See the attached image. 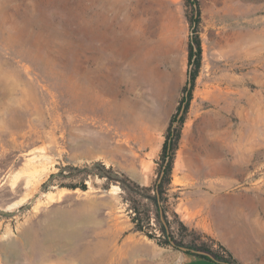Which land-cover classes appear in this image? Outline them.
Wrapping results in <instances>:
<instances>
[{
  "label": "rangeland",
  "instance_id": "374dc122",
  "mask_svg": "<svg viewBox=\"0 0 264 264\" xmlns=\"http://www.w3.org/2000/svg\"><path fill=\"white\" fill-rule=\"evenodd\" d=\"M196 1L193 25L186 0H0V264H178L154 217V238L135 231L106 170L152 187L188 94L171 232L229 252L237 230L264 264V0ZM33 154L46 165L26 172Z\"/></svg>",
  "mask_w": 264,
  "mask_h": 264
},
{
  "label": "trees",
  "instance_id": "16d2710c",
  "mask_svg": "<svg viewBox=\"0 0 264 264\" xmlns=\"http://www.w3.org/2000/svg\"><path fill=\"white\" fill-rule=\"evenodd\" d=\"M188 4L193 9V14L191 15V21L193 25L198 20L199 12L197 8L196 0H186ZM195 6V7H194ZM200 60V47L199 43L196 41L195 46L193 45V41L189 44L188 49V62L189 65L194 66L196 69L198 67ZM195 78V71H190V83ZM190 100V95L184 96L180 104L178 106L179 111L183 108L182 115L179 119L173 121L176 122V126L172 125L168 128V131L165 135V140L163 142L160 154V163L157 169V178L152 185V187H140L135 182L129 180L123 174H117L111 167L106 170L107 173V185L110 183H119L122 190L126 192L128 195L129 207L132 211L131 222L134 224L135 231L144 233L148 238H154L152 234H149L148 229L150 228V220L154 217L156 224L159 226V230L163 237V240L159 243L160 245H170L173 242L176 246H182L184 244L188 249L200 250L209 253L213 256V258L222 264H235V260L231 256L227 250H225L221 245H218L219 251L212 250L206 244H199V239L201 236L196 235L191 231V234H187V228H184L182 224V241L177 240L173 233L171 232L170 222L168 221V210L166 207L167 204V189L171 182V169H172V161L174 157L175 150L177 149L178 140H179V131L178 125L183 121V115L186 112L188 107V103ZM98 166L104 168V166L100 165V163H95ZM94 164V165H95ZM78 172H82V170L78 168H73ZM83 173V172H82ZM86 173V172H85ZM58 174H61L60 172ZM57 175H51L50 180L53 179ZM84 178H80L79 182L69 183V184H60V187H67L69 189L75 190L76 188H80L81 190H86V186L84 185ZM159 180V182H157ZM153 191V192H152ZM163 219L165 225L162 223ZM183 226V227H182ZM183 233L187 234L183 236ZM184 237H189L190 240L188 243H184ZM211 242H214L208 236H204ZM189 252H185L186 254ZM200 256V255H198ZM203 258H207L206 256H200Z\"/></svg>",
  "mask_w": 264,
  "mask_h": 264
},
{
  "label": "crops",
  "instance_id": "0c3cea01",
  "mask_svg": "<svg viewBox=\"0 0 264 264\" xmlns=\"http://www.w3.org/2000/svg\"><path fill=\"white\" fill-rule=\"evenodd\" d=\"M197 227V226H196ZM199 228L203 229L204 226L199 225ZM216 239H218L222 243H226V240L220 235H215ZM233 239L231 240L233 245H227V248L229 252L232 254L234 259H237L240 263H246L249 260V258L252 256H249L248 253H252L255 248H252L249 246V243L251 240L247 238V236L240 235L239 231L235 230L234 235L232 234ZM250 258V259H251ZM178 264H222L219 261H214L210 258H203L193 253H186L181 254L179 258Z\"/></svg>",
  "mask_w": 264,
  "mask_h": 264
},
{
  "label": "bare ground",
  "instance_id": "6f19581e",
  "mask_svg": "<svg viewBox=\"0 0 264 264\" xmlns=\"http://www.w3.org/2000/svg\"><path fill=\"white\" fill-rule=\"evenodd\" d=\"M42 159H46V157L44 155H39V154H33L29 160L27 159L26 161H28L25 165L26 169H24L26 172H29L31 170H33L32 172L34 173V169L39 166V164L43 161ZM42 160V161H41ZM42 164V163H41ZM43 164L46 165L43 161ZM25 171H23V173H26ZM41 172V171H40ZM42 172H44V170H42ZM41 172V173H42ZM47 172V171H46ZM45 172V173H46ZM39 173V172H38ZM44 173V174H45ZM43 174V175H44ZM47 174V173H46ZM45 174V175H46ZM34 175V174H33ZM36 175V173H35ZM39 175V176H38ZM36 177L31 176L30 174L28 175L29 177L27 178V182L31 184V186H36L39 181L41 180V174H38ZM26 182V183H27ZM30 187V186H29ZM33 188V187H32ZM31 188V189H32ZM114 189H117V187H114ZM33 191V190H32ZM30 193V192H29ZM59 195V194H58ZM51 197V196H50Z\"/></svg>",
  "mask_w": 264,
  "mask_h": 264
},
{
  "label": "water",
  "instance_id": "95a60500",
  "mask_svg": "<svg viewBox=\"0 0 264 264\" xmlns=\"http://www.w3.org/2000/svg\"><path fill=\"white\" fill-rule=\"evenodd\" d=\"M191 67H192L191 65H189V67H188V82L186 84V91H185L186 94L188 92V88L190 87V71H191ZM182 111H183V108L179 111V113L177 115V119H179V116L182 115ZM172 126L175 127L176 126V122H174ZM157 182H159V180ZM161 220H162V223L165 225V223H164L162 218H161ZM171 246L179 249L182 253L189 252V253H193V254L200 255V256H206L207 258H210V259H212L214 261H217V260H215L213 258L212 255H210L209 253L204 252V251L188 249V248H186L184 246H176L173 242H171Z\"/></svg>",
  "mask_w": 264,
  "mask_h": 264
}]
</instances>
